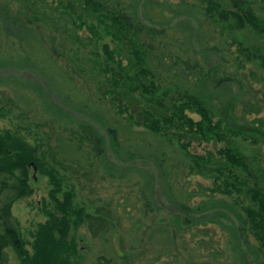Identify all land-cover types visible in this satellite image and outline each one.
Instances as JSON below:
<instances>
[{
    "label": "rangeland",
    "instance_id": "374dc122",
    "mask_svg": "<svg viewBox=\"0 0 264 264\" xmlns=\"http://www.w3.org/2000/svg\"><path fill=\"white\" fill-rule=\"evenodd\" d=\"M154 1L140 12L158 33L121 40L105 32L106 14L84 0H0L35 30V37L17 38L0 20V139L9 138L0 154V213L10 200L15 229L1 264L231 262L222 225L181 221L177 229L173 216L184 215L173 201L196 206L222 198L248 216L258 208L251 190L264 191V141L180 139L174 128L163 134L144 122L172 114L171 99L197 91L196 80L215 70L216 78L227 73L243 83L212 95L204 81L206 106L225 112L229 123H264V0ZM107 127L118 147L109 144ZM94 128L107 157L97 156L102 145L89 139ZM223 148L242 165L223 158ZM25 151L31 160L21 164ZM157 151L164 154L160 169ZM248 236L255 245L264 239V218L248 225Z\"/></svg>",
    "mask_w": 264,
    "mask_h": 264
},
{
    "label": "trees",
    "instance_id": "16d2710c",
    "mask_svg": "<svg viewBox=\"0 0 264 264\" xmlns=\"http://www.w3.org/2000/svg\"><path fill=\"white\" fill-rule=\"evenodd\" d=\"M84 1L86 2V7H88L92 12H101L106 14L107 18L110 20V24L109 26H104L105 32L111 33L113 36H117L121 40H123V37L130 32H133L135 34L144 32L151 34L158 33L156 27L148 25L143 20L140 12L142 6H147L148 3H155V1L153 2V0H149V2L148 0H143V3L141 4V0H134L132 4H127L125 0ZM121 1L124 2L122 3ZM138 4L140 5L138 6ZM0 20L5 28V31L10 35H14L17 38H22L24 36L35 37V30L31 26H29L28 23L25 22V20L12 14L9 11L8 7L1 2ZM247 22L250 23L254 29L263 31V29H261L260 25L258 24L261 22V20L255 18L254 16L249 15ZM90 28L93 29L95 27L90 26ZM104 48L106 49V47ZM247 56H251L250 50H247ZM189 67L192 68V66ZM196 81L198 83L196 87L197 91L185 92L183 95L179 94L174 99H171V103H173L174 107V111L172 112V114H165L163 112H160L158 115V119L146 118L144 125L149 127L151 130H154L155 132L163 134H165L164 131H169V128H174L176 130L175 135H177L180 139H185L187 137V134H192L193 136L198 138L208 139V135L210 134L218 140H222L224 139V137L232 135L241 136L242 138L249 139L254 143L260 141L261 139L264 141V123L260 117H255L252 122L243 124L226 122L225 120H229L228 115H226L225 112L222 113L217 111V114L215 112H212L206 106L207 102L205 98L202 97L200 92L204 81L206 83L208 82L210 87L213 89V91H211V94L214 95L216 90H228L234 83H236L240 88L243 83L242 80H236L234 76L227 73L216 78L215 70H210L204 80L202 78L201 80ZM162 100L165 99H161V101L159 102L164 105L163 103L165 102H163ZM177 102H179L178 105ZM186 109H191L194 113L199 114L201 118L199 120L195 119L194 116H190L186 112ZM234 109L235 104L232 102L231 105L228 106V109H226V112L230 111L229 115H234ZM215 117H219V119L215 120ZM223 121L225 122V124H223ZM98 131L99 130L97 128H94L93 133L95 134V136H89V139L93 142L94 148L99 144L102 145V149H98L99 151L96 150L97 156L105 155V157H107L103 148L102 137L99 136ZM106 132L110 137L109 144L118 147L119 143L116 140L115 129L112 127H107ZM8 143L9 138L0 139V154L8 146ZM110 147L113 148L112 146ZM181 147L183 149H187L188 145L181 144ZM219 152L223 158L226 157L229 163L239 166L242 165L243 158L234 154L231 150H229V148H223L219 150ZM141 156L145 157L144 155ZM147 156L151 157V155ZM18 158L19 160L23 161L21 164L28 163L31 160L30 155H28L26 151L23 152V155ZM200 158L205 159V157L203 156ZM163 161V152L159 153L157 151L154 154L155 167L160 169ZM16 165L19 166L20 163L17 162ZM153 185L154 184H152V186ZM238 191H241V189H239ZM226 192L230 193L229 188H226ZM251 194L253 195L254 201L257 202L258 208L255 211L248 208V216H244L237 209V205L235 203H229L222 198L219 199L213 197L210 200L202 201L196 206H189L184 203H179L178 201H173L176 209H178L179 212L184 215L180 216L178 214H174L173 219L175 228H181V221L185 224L194 223L196 225L198 224V222L201 223L206 221H216L222 225L229 236L228 243L230 244L232 249V260L229 264H264V239L261 238V242L255 245L251 242L248 236V225L251 222L257 223V226L261 223L263 224L264 191L252 189ZM148 203L149 199L147 196L145 198V208H147ZM10 206V200L5 202L1 206L0 218L2 220L1 223L4 229L5 237L3 234L2 237L0 235V264L3 257V248L7 245L8 238H12L15 236V229L10 220ZM155 207L156 209L159 208L156 200ZM229 214L232 217H229ZM221 217L226 218L229 221V224L223 222V220H221ZM63 259L65 258H61L60 260L62 261Z\"/></svg>",
    "mask_w": 264,
    "mask_h": 264
}]
</instances>
